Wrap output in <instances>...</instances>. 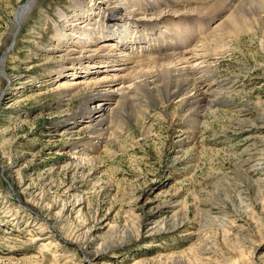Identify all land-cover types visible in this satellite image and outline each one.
I'll list each match as a JSON object with an SVG mask.
<instances>
[{
	"label": "rangeland",
	"instance_id": "rangeland-1",
	"mask_svg": "<svg viewBox=\"0 0 264 264\" xmlns=\"http://www.w3.org/2000/svg\"><path fill=\"white\" fill-rule=\"evenodd\" d=\"M28 1L0 0V62L7 57L6 79L0 70V264H224L221 255L229 264H264V29L228 38L214 56L216 81L236 87L196 126L182 117L186 110L174 96L159 109L147 104L146 115L125 113L93 149L83 121L73 120L83 96L58 103L54 94L58 81L87 73L50 74L69 45L54 46L52 36L57 26L73 38L71 22L89 13H75L76 1L112 15L121 3L37 0L14 40V13ZM211 1L167 5L182 13ZM104 100L90 106L105 113ZM73 157L83 158L81 166ZM40 198L49 212L28 205ZM60 214L63 236L88 232L94 247L125 241L91 258L52 229L45 236L32 226ZM246 233L244 245L233 242Z\"/></svg>",
	"mask_w": 264,
	"mask_h": 264
},
{
	"label": "bare ground",
	"instance_id": "bare-ground-1",
	"mask_svg": "<svg viewBox=\"0 0 264 264\" xmlns=\"http://www.w3.org/2000/svg\"><path fill=\"white\" fill-rule=\"evenodd\" d=\"M169 1L119 0L117 2H120L121 6L117 7V15H112V11L107 8H99L97 11L84 9L86 6L76 1L73 5L76 8L75 13H89L82 22H71L70 28L73 27L75 33L73 38L54 26V46H60L63 42H68L69 45L61 51L63 60L50 74L57 76L63 71H69L66 73L67 77H74L82 71L87 73L86 77L77 80L58 81L54 94L58 103H67L80 94L83 96L81 107L73 120L83 121V128L87 132L85 140L93 149L95 144H99L100 136L104 132L122 123L125 113L146 115L149 106L147 104L159 109L160 104L169 102L174 96L179 97L177 102L186 110H183L182 117L186 118L192 127L196 126L203 113L216 107L218 97L236 87L229 80L216 81L217 75L211 66L214 56L224 51L228 38H238L256 25L264 29L260 16L264 12V0H212L211 5L207 7H184L182 13H178L179 10L170 11L167 5ZM207 1L209 0H204ZM36 2L37 0H29L14 13V40ZM126 6L129 7L125 8ZM127 9L135 13L130 12L125 21L121 17ZM165 15L173 16L164 21L162 18ZM58 17L67 21L64 14L59 13ZM15 31L11 33L12 38ZM78 34L82 39L78 38ZM1 59L0 70L6 79V55ZM116 62L121 64L114 65ZM104 67H107L103 72L104 76L91 78ZM112 72L118 73L111 75ZM209 81L213 83L201 84ZM100 97H105L102 105L105 113L98 110V107L90 106V102ZM56 110L58 108H54V111ZM261 158L263 156L260 160ZM72 160L73 165L79 167L83 158L73 157ZM28 205L39 211L46 208L42 207L41 198L36 202L34 199L28 201ZM45 210L49 212V208ZM61 215H55L53 218L47 216L50 219L46 220L45 217L38 223L37 219H34L32 226H40L42 230L39 233L45 236L50 233L48 229H52L53 237L59 236L64 243L68 241L76 244L80 251L91 258L125 241L120 240L117 244L103 242L94 247L88 232L63 236L59 229ZM159 229L162 231L163 228ZM234 237L233 242L237 245L248 242V233L236 234ZM48 239H51V236ZM221 256L223 263L229 264V259ZM62 257L59 256L57 260Z\"/></svg>",
	"mask_w": 264,
	"mask_h": 264
}]
</instances>
